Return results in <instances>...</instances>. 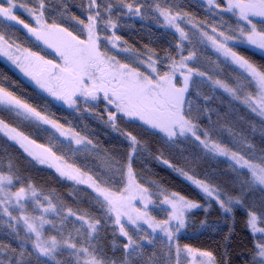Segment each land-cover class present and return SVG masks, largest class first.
I'll use <instances>...</instances> for the list:
<instances>
[{
	"label": "trees",
	"instance_id": "1",
	"mask_svg": "<svg viewBox=\"0 0 264 264\" xmlns=\"http://www.w3.org/2000/svg\"><path fill=\"white\" fill-rule=\"evenodd\" d=\"M14 2L17 3V9L13 14L23 23L9 21L0 16V34L8 37L22 50L36 52L44 55L46 59L57 61L55 52L47 48L43 42L35 40L24 28V24H29L30 27L33 25L29 13L19 7V4L24 2L31 7L35 0ZM112 2L119 4V0ZM127 2L143 4L144 7L141 9L143 16L129 14L126 9L122 12L114 9L112 19L117 27L113 29V33L119 37L123 47L143 57L154 54L153 58L158 56L163 60L169 53L172 56L177 55L175 46L179 42L178 38L164 28L160 17L152 11L150 6L155 2H166L173 12L185 13L199 25L212 26L214 21L211 13L196 0H127ZM81 3H85L86 8V0H46V17L77 34L81 26L77 25L72 17L86 20V12L80 7ZM0 6L6 7L7 4L4 2ZM220 17L230 28L236 26L231 17L223 14ZM252 19L258 31L264 29V18ZM100 34L102 37L106 36L108 29ZM185 51L195 53L190 67L203 72L210 80L221 79L227 84L238 77L234 69L220 57L218 51L213 49L210 42L190 38L185 43ZM232 51L257 66H264L263 52L254 46L236 44ZM157 67L163 71L167 69V64L158 62ZM0 87L35 108L41 115L55 120L63 128L92 141L91 145H87V150H81L85 146L74 148L58 140L36 123L0 106V121L33 142L34 148H29V151L43 155L49 160L40 163L24 148L0 134V173L8 175L11 162L13 189L31 184L39 194L50 197L61 209L65 211L71 209L82 214L90 213L92 217L103 221L105 217L96 202V193L62 176L59 164L65 162L84 174L107 177L115 170L113 165L116 162L126 163L130 152L129 137L135 136L140 142L139 155L134 159L132 168L137 182L151 194L153 202L151 217L157 222L168 219L167 210L158 197L159 191L177 193L178 196L200 205L199 209L186 213L183 232L177 238L179 247L188 246L200 251H211L217 264H252L256 241L248 229V218L252 209H255L258 217L257 226L264 228V220L259 217V213L264 211V190L257 186L242 189V181L250 177L247 171L239 170L226 159L209 153L194 136L168 140L162 133L138 120L119 116L116 126L113 127L109 122V110L105 108L106 104L102 100L97 104L83 105L77 110L69 111L25 82L1 60ZM186 101V110L191 112L193 123L199 126L201 133L208 131L213 141L246 158L264 155V120L233 101L211 82L194 78L189 84ZM45 148L49 149V153L44 152ZM180 169L186 175H182ZM188 176L209 183L225 199L242 196L243 202L239 205L233 204L232 211L225 213L216 201L207 197L187 178ZM114 179L118 180L119 177L116 176ZM114 227L109 224L100 233V245L109 258L115 256L120 259L123 255L122 243L126 241L117 230L115 233L117 246L113 248ZM142 229H144L142 235L146 233L148 238L147 229ZM129 234L137 239L135 233ZM20 243V239L15 237L11 229L0 221V246L5 248V252L7 253L10 247L16 248L18 253L21 250ZM27 249L31 252L30 248ZM139 255L143 260H138V264H147L150 260H154L155 264L172 262L169 250L160 238H156L151 244H144ZM57 259L66 262L71 258L65 254H58ZM25 260L28 264H54L35 259L33 254L27 255Z\"/></svg>",
	"mask_w": 264,
	"mask_h": 264
},
{
	"label": "snow or ice",
	"instance_id": "2",
	"mask_svg": "<svg viewBox=\"0 0 264 264\" xmlns=\"http://www.w3.org/2000/svg\"><path fill=\"white\" fill-rule=\"evenodd\" d=\"M3 3L4 0H0V4ZM222 3L223 0H207L209 9L220 8L221 11L230 12L240 21L251 25L247 32L245 28L239 27V35L245 37L247 43L264 50V29L258 31L252 19L253 17L264 18V0H226L225 6L221 7ZM7 4V7L0 6V16L9 21L23 23L13 14L17 3L14 0H7ZM86 5V8L85 3L80 5L86 12V20L72 17L76 20L77 25L81 26L77 30V34H74L67 27L46 17V0H35L31 7L27 3L21 2L19 7L24 8L35 21L34 26L30 27L29 24H24V28L37 41L43 42L47 48L52 49L59 60L54 62L52 59H46L44 55L25 49L27 55L23 58L24 62H21L19 56L10 53L14 42L3 34H0V55L8 56L26 76L35 82L39 89L57 101H62L69 108H75L80 103L91 106L93 102L102 100L106 106L111 108L109 121L113 127L116 126L117 116H123L142 122L156 132L162 133L168 140L191 134L209 152L226 156L234 162V166L247 169L250 177L242 181V189L257 185L264 186V155L249 159L236 151H229L213 141L208 131L201 133L199 126L193 123L191 112L186 110L185 94L189 91V82L193 74L205 75L188 64V61L194 58V52L183 54V42L189 37L177 21L183 19L186 14L179 11L173 12L166 2H155L150 6L152 11L163 17V23L166 26L174 28L179 33V42L175 46L176 56L169 53L161 60L160 57L153 58L154 54H149L146 61L138 57L139 62L150 70L145 72L138 66L122 63L114 55H110L103 41L113 38L102 37L100 34L106 32L108 28L115 29L117 27L112 19L114 9H119L121 12L126 9L129 14L143 16L141 9L144 5L127 2V0H119L118 5L114 4L112 0H86ZM192 27L198 28L199 26L193 23ZM211 31L216 35H209L208 32H202L201 35L211 43L216 51L232 58L233 62L246 74L248 85L253 86L254 91L243 94V85L233 88L220 80L213 81L214 85L224 88L234 98L241 99L252 112L264 118V66H257L232 51L228 42L234 39L233 35L225 34L223 31L217 32L215 27ZM113 37L114 40H119V37L114 33ZM111 46L112 48L118 47L115 42H112ZM158 62L167 64V69L163 71L159 69ZM178 73L183 76L182 87H177L174 83ZM0 105L8 106L9 109L13 107L23 109L44 123L51 124L61 132V135H66V130L62 128V125L41 115L35 108L17 99L2 87H0ZM0 130L4 131L9 139L19 143L33 159L45 163L43 155H36L25 146L24 141H27V137L16 133L14 128L10 129L3 121H0ZM10 133L16 134L11 135ZM70 138H73L77 145H85V148L81 150H87V145L92 144L91 140H86L77 133H72ZM129 139L130 152L126 163L116 162L113 165L115 170L107 177L104 175L94 177L87 173L77 177L62 171L60 173L62 176L66 175L68 179L76 180L77 183L88 184L96 193V202L105 217L103 221L92 217L90 213L82 214L71 209H68L67 214L62 216V209L58 210L50 197H43V200L47 201L46 206L42 203L40 194L31 184H28L27 187L20 186L18 190L14 191V178L11 174L13 166L9 162V174L0 173V215L8 216L9 222L15 221L16 225L22 221L25 235L20 236L19 228L9 223L15 237L21 241V250L17 253L16 248L9 247L6 253L5 248L0 246V264H5V261L7 264H28L25 257L32 253H38L53 261L54 264H138V260H143V257L139 255L143 251V244L140 240L147 239V243L151 244L152 239L147 238L146 233L140 237V240L135 239L126 229L125 221L132 225L137 233H144V229L140 227V224L144 223L153 233L159 229L168 241H173L175 234L185 226V210L199 208L200 205L185 200L177 193H172L171 196L165 195L161 203L171 207L169 220L157 222L153 219L147 212L148 205L151 203V194L147 188L141 187V184L137 183L132 168L134 159L139 155L138 145L140 142L135 136H130ZM28 143L33 142L28 141ZM44 152L49 153V149L45 148ZM254 160L259 162H253ZM165 163L168 162L165 161ZM169 166L171 167V165ZM76 171L79 172V169ZM179 171L182 175H186L182 169ZM241 175L245 174L241 173ZM116 176L119 177L118 180L114 179ZM187 178L192 180L207 197L215 200L225 213L232 211L233 204L239 205L243 202L242 196L236 199L231 197L225 199L209 183L192 176ZM28 199H31L39 210L37 215L23 211L26 205L22 202ZM134 200H139L145 211L135 207L132 203ZM10 208L19 209L22 214L14 216ZM49 213L60 217L59 224L62 227H56L57 222L49 219ZM72 217L75 220L70 219ZM259 217L264 220V211L259 213ZM257 219L256 211L252 209L248 220V225L254 234L253 239L256 241L253 248L252 264H264V228L257 227ZM170 220L176 221L175 227L168 226ZM46 224L52 226L48 230L49 233L55 232V234L46 235ZM109 224L115 226L113 228V248L115 249L117 246L115 241L117 230L126 241L122 243L123 255L120 259L115 256L109 258L100 245V233ZM68 225H72V227L69 228ZM255 233H261V235L257 237ZM29 243L32 246L31 252L25 248V245ZM170 251L171 248H169ZM182 251L191 257V264H217L211 251H200L188 246L181 249L178 244L176 246V264H180ZM58 254H65L71 259L61 262L57 259ZM198 257L207 258V260H198ZM147 264H155V261L150 260ZM185 264L188 262L185 261Z\"/></svg>",
	"mask_w": 264,
	"mask_h": 264
},
{
	"label": "rangeland",
	"instance_id": "3",
	"mask_svg": "<svg viewBox=\"0 0 264 264\" xmlns=\"http://www.w3.org/2000/svg\"><path fill=\"white\" fill-rule=\"evenodd\" d=\"M197 2H199L209 13H211V17L214 19L213 21V25L212 26H205V25H199L198 24V28H193L192 27V24L193 23H196L194 22L191 18L187 17V16H184L183 19L177 21L180 26L187 32L188 34V37L189 39L190 38H200V39H203L205 40L206 42H209L207 41V39L205 37H203L201 35L202 32H208L209 35H216L215 33H212L211 29L213 27H215L217 29V32H220V31H223L225 32V34H231L233 35L234 39L229 41L228 44H229V47L232 49L233 46H235L236 44H243V45H250V46H254V45H251L249 43H247L245 37H241L239 35V31H238V28L239 27H243L245 28L246 32L247 30L251 27V25H248L246 24V22L244 21H240L238 19L237 16H234L232 13L230 12H223L221 11L220 8H216V9H209L208 7V4H207V0H196ZM4 2L7 4V0H4ZM226 4V0H223V3L221 5V7L225 6ZM8 6V4H7ZM6 6V7H7ZM16 8L13 9V12L14 10H16ZM223 14V15H227L229 17H231L235 22H236V26L233 27V28H230L226 22H224L220 15ZM157 15L159 16V14L157 13ZM29 18L31 19L32 21V25L34 26L35 25V21L33 20L32 16H30L28 14ZM160 19L162 20V24L164 26V28L170 32H172L177 38H178V41H179V33H177L175 31L174 28L172 27H169V26H166L164 23H163V17L159 16ZM191 21V22H189ZM197 24V23H196ZM107 37H110V38H113V39H105L103 42L104 44L106 45L107 47V50L109 52L110 55H114L116 59L120 60L122 63H129L131 65H134V66H138L142 71H145V72H148L150 71L144 64H141L139 62V60L137 59L138 57L140 58H143L145 61L147 60L148 57H143V56H139V55H136L134 54L133 52H131L129 49L123 47L121 45V43L119 42V40H114V37H113V29L112 28H108V34H106ZM116 36V35H115ZM34 39L35 37L32 36ZM36 40V39H35ZM188 40H185L183 42V46H185V43L187 42ZM112 42H115L118 47L117 48H112ZM256 47V46H254ZM257 48V47H256ZM124 49H127L126 51ZM213 49H215L213 47ZM259 49V48H257ZM261 52H263V55H264V50L262 49H259ZM216 51V49H215ZM188 52H191V51H185L183 54L184 55H187ZM10 53L15 55V56H19L21 58V62H24V57L27 55V52H25L24 50H22L21 48H17L16 45L13 44L12 48L10 49ZM220 57L227 63L229 64L232 69H234V71L237 73L238 77L237 78H234L232 79L231 81H229L227 83V85H229L230 87H233V88H237L239 85H243L244 86V92L243 94H248L249 92H252L254 91V87L253 86H250L248 85V79L246 77V74L242 72V70L238 67V65L236 63L233 62L232 58L230 56H225L224 54H222L221 52H218ZM178 58V57H177ZM123 59V60H121ZM0 60L5 63L8 67H10L11 69H13L16 74H18L20 76V78H22L25 82H27L28 84L32 85L33 87H35L39 92L43 93L44 95L48 96L50 99H52L55 103L59 104L60 106L64 107L65 109L69 110V111H74V110H77L79 106H83L85 105L84 103H80L78 104L75 108H69L68 105L64 104L62 101H57L55 98L49 96L46 92H44L43 90L39 89L35 82L29 77V76H26L24 74V72L21 71V69L19 67H17V64L13 62V60L9 59L8 56H5V55H0ZM59 60V57L57 56V61ZM193 60V59H192ZM191 61H188V64L189 66L191 65ZM186 71V70H185ZM194 78H200V79H205L209 82H211V84L214 85L213 81L215 80H210L209 77L207 78L205 75L204 76H197L195 74H193L192 76V79L190 80L189 84L191 83V81L194 79ZM207 78V79H206ZM217 80H220L221 79H217ZM222 82V81H221ZM174 83L176 84L177 87H182L183 86V76L180 75L179 73L177 74L176 76V79L174 81ZM224 83V82H222ZM226 84V83H224ZM215 86V85H214ZM217 87V86H216ZM219 89H221L223 92H225L233 101H235L236 103L240 104L241 106L245 107L246 109H248L250 112L251 109L245 104L242 102L241 99H236L234 98L228 91H225L224 88H221V87H217ZM187 97V93L185 94V98ZM94 104H97L98 101L96 102H93ZM1 107L3 108H7L9 109L8 106H5V105H0ZM107 110H111L110 106H106L105 107ZM10 110H12L15 114H17L19 117L25 119V120H28V121H32L34 123H36L37 125H39L40 127L46 129L47 131H49L55 138H57L58 140L66 143V144H70V146L74 147V148H79V147H83L85 146L84 144H81V145H77L75 143V140L73 138H70L71 137V134L73 133L71 130L69 129H66V128H63L64 130H66V135H61V132L59 130H57L56 128H54L51 124H46L44 123L42 120H40L39 118L35 117L34 115L30 114V113H27L25 110L23 109H16V108H11ZM114 111V110H113ZM254 113V112H252ZM256 115V113H254ZM258 116V115H257ZM119 117H123V116H119ZM260 117V116H258ZM126 119H129L127 117H124ZM262 118V117H260ZM264 120V118H262ZM110 122V121H109ZM0 134H2L3 136H5L6 138H8L7 135L4 134V131L0 130ZM11 135H15L16 133H10ZM187 136H192L191 134L187 135ZM203 138V136H202ZM9 139V138H8ZM11 140V139H9ZM12 142H15L17 143L15 140H11ZM19 146L20 144L17 143ZM24 144L25 146L29 149V148H34L33 144L32 143H28V140L27 141H24ZM203 146V145H202ZM23 148V147H22ZM206 151H208L207 149H205ZM209 152V151H208ZM211 153V152H209ZM215 156H218V157H221V158H224L226 159L227 161H229L233 166H234V162L232 160H230L228 157L226 156H221V155H217L215 153H211ZM46 161L49 162V160L45 159ZM60 167L62 169V172H65L69 175H76L77 177L83 175L84 173L82 172H77L74 167L68 165L67 163L65 162H60ZM47 166V165H45ZM235 168L239 169V170H244V171H247V169H240L239 166H234ZM250 175V174H249ZM66 179L67 176L65 175ZM68 180H71V181H74L76 184L78 185H81V186H84V187H87L89 189H91L87 183H77L76 180H72V179H68ZM138 183V182H137ZM142 187V186H141ZM257 187L261 188L262 190H264V186H259L257 185ZM19 189V188H18ZM18 189H13L14 191L15 190H18ZM39 193V192H38ZM150 193V192H149ZM172 193H166L164 191H159L158 192V197L161 198V201L165 198V195L167 196H171ZM206 195V194H205ZM43 197L41 194H40V199L42 201V203L46 206L47 205V201L43 200ZM150 199H151V203H149L148 205V208H147V212L148 214L151 216V208L153 206V202H152V198H151V195H150ZM186 200V199H185ZM188 201V200H187ZM22 203H24L26 205V208L23 210L24 212L28 213V214H31V215H37L39 213V210L37 209L36 205L33 203V201L31 199H28V200H25L23 201ZM133 205L137 208H139L141 211H145L144 209V206L142 203H140L139 200H134L132 201ZM160 205H162L160 203ZM57 206V205H56ZM162 206H165L166 210H167V213H168V219L169 220V215H170V212H171V207L170 205H167V204H163ZM161 206V207H162ZM57 209L58 210H61L60 207L57 206ZM196 209H199V208H193V209H186L185 210V215L187 212H190V211H193V210H196ZM10 211L11 213L14 215V216H19L21 215V210L19 209H16V208H10ZM67 214V211L63 210L62 209V212H61V215H66ZM185 215H184V220H185ZM48 217L49 219L51 220H54L56 221V227H62V225L59 224V219L60 217H56V216H53L51 213L48 214ZM72 220H75L74 217L70 218ZM249 220V218H248ZM0 221L3 223V225L7 226V228L9 227V223H12L13 225L17 226L20 230V236H24L25 235V232L23 230L24 226H23V222L21 221L19 223V225H16V222L15 221H11L9 222V218L8 216H5V215H0ZM77 224H79L78 221H76ZM176 225V221L175 220H170V223H169V227H175ZM125 226H126V229L129 231V233H135L136 236H137V239L140 240V237L142 236V233H137L136 229L130 225V224H127V222L125 221ZM51 225L50 224H46L45 225V233L46 235L48 234H55V232H51L49 233V229H51ZM68 227L70 228L71 225H68ZM140 227L141 228H146L147 231H148V238H151L152 239V243L154 242V240L156 238H160L167 246L168 250L169 248H171V251L169 252V255L171 257V264H176V246L178 244V241H177V238L180 234H182L183 232V228L180 229V231L178 233L175 234L174 236V239L173 241H168L167 237L164 235L163 232H161L159 229H157V231L155 233L152 232V230L150 228H148L147 224H144V223H141L140 224ZM258 227V226H257ZM10 228V227H9ZM11 229V228H10ZM248 229L250 231V233L252 234V236L254 235L251 231V228L250 226L248 225ZM12 231V229H11ZM13 233V232H12ZM261 233H255V236H260ZM140 242L144 245V244H147V239L145 240H140ZM25 248H30L32 249V246L31 244H26L25 245ZM181 249H184L182 247H180ZM35 257V259H42V260H45L49 263H54L53 261L51 260H48L46 257H43V256H40L38 253H32ZM198 260L199 259H204L205 261L207 260V258H197ZM185 261L188 262V264H191V257L190 256H187L186 253H184L183 251L181 252V261H180V264H185Z\"/></svg>",
	"mask_w": 264,
	"mask_h": 264
}]
</instances>
